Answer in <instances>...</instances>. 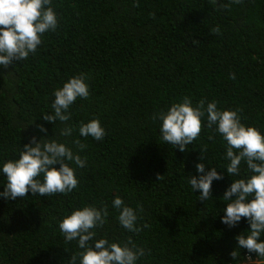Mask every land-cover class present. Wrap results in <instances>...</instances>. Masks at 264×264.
I'll use <instances>...</instances> for the list:
<instances>
[{
  "label": "trees",
  "instance_id": "1",
  "mask_svg": "<svg viewBox=\"0 0 264 264\" xmlns=\"http://www.w3.org/2000/svg\"><path fill=\"white\" fill-rule=\"evenodd\" d=\"M52 7L56 30L43 35L27 60L0 65V169L19 159L32 137L63 142L86 163L69 162L79 185L68 194L0 196V264H69L83 249L78 240H65L59 223L86 205L108 209L89 244L105 237L121 244L131 239L145 250L136 264L264 261L238 246L236 237L250 229L245 218L234 227L221 222L226 189L252 174L246 163L239 176L227 173L226 141L206 118L185 152L161 139L158 118L185 96L194 106L215 100L221 110L239 109L242 123L264 134V0H52ZM217 26L220 33L213 34ZM81 73L89 98L76 99L65 123L44 120L53 112L55 90ZM93 118L105 129L103 140L79 134V125ZM66 126L74 129L68 137L60 135ZM76 140L86 147L79 149ZM197 163L222 175L213 180L206 201L188 182L200 175ZM6 183L0 171V193ZM117 196L137 212L141 231L121 226L113 206Z\"/></svg>",
  "mask_w": 264,
  "mask_h": 264
},
{
  "label": "clouds",
  "instance_id": "2",
  "mask_svg": "<svg viewBox=\"0 0 264 264\" xmlns=\"http://www.w3.org/2000/svg\"><path fill=\"white\" fill-rule=\"evenodd\" d=\"M210 2L217 3V0ZM232 2L239 4L242 0ZM58 24L52 0H0V65L7 67L14 60H27L42 44L43 35L48 31H55ZM211 32L219 34L220 27L212 28ZM229 78L235 79V74H230ZM86 81V75L81 73L55 90V99L51 106L53 112L43 115V119L53 124L56 121H69L71 113L68 109L76 99L89 98V85ZM158 118L162 121L161 139L174 147L178 146L181 152L187 151V146L200 136L206 118L207 126L212 128L215 125V131L226 141V159L229 161L226 166L227 173L239 176L242 163H246L252 174L234 179L226 189L223 199L228 203L223 209L225 215L221 222L234 227L245 218L250 229L247 234L241 233L236 237L238 246L245 248L248 253L254 252L257 257L264 258V240L260 239L264 233V134L255 126L242 123L239 109L221 110L215 100L206 105L201 100L194 106L191 98L185 96L181 102L173 103L167 112H161ZM73 130L71 126H66L61 129L60 135L68 137ZM40 131L46 132L47 129L41 125ZM78 131L81 136H91L98 141L103 140L106 135L98 118L81 123ZM209 139L214 137L209 136ZM74 144L81 150L86 147L79 140L74 141ZM200 152L201 159H204L207 146L202 145ZM69 162L83 167L86 160L63 142L53 139L42 143L41 139L37 141L32 137L24 145L19 159H9L3 163L0 171L5 174L7 183L0 196L16 199L27 197L29 192L41 197L56 193L68 194L79 185L76 169ZM57 163L59 168L53 167ZM196 170L200 175L191 176L188 182L192 189L199 191V199L206 201L212 196L213 180L222 179V175L217 172L216 167L205 171L204 163H197ZM160 178L162 176L158 175L157 179ZM113 206L120 210L117 218L122 227L131 232L141 231L137 227V212L124 205L122 198L117 196ZM107 217L106 206L97 208L86 205L63 218L59 229L65 240L76 239L79 248L83 249L71 256L69 264H77L78 257L79 264H136L138 258L145 255V250L137 248L131 239L121 244L110 243L105 237L90 245L89 241L96 236L94 229L103 227ZM230 255L236 259L239 252L235 250ZM245 259L251 261L250 255L246 254ZM259 264H264V261Z\"/></svg>",
  "mask_w": 264,
  "mask_h": 264
}]
</instances>
